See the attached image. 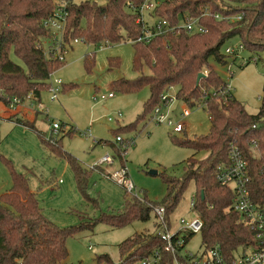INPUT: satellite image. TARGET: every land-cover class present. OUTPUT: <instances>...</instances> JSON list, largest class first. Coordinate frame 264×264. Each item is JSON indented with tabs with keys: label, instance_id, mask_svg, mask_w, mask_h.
Listing matches in <instances>:
<instances>
[{
	"label": "trees",
	"instance_id": "trees-1",
	"mask_svg": "<svg viewBox=\"0 0 264 264\" xmlns=\"http://www.w3.org/2000/svg\"><path fill=\"white\" fill-rule=\"evenodd\" d=\"M61 1L64 6L57 18L62 24L59 53L63 54L64 44L74 38L89 43L130 41L134 46L132 68L138 75L133 79H116L113 85L121 92L147 86L149 96L136 119L117 130H135L160 103V94L168 87H174L176 98L190 107L203 104L210 120L206 134L193 138L173 136L177 144L195 152L207 151V155L200 161L189 157L186 170L179 177L163 176L166 193L162 199L126 196L120 211L103 213L96 220L120 226L132 219L146 220L155 205H162L168 222L187 183L193 180L191 208L202 222L201 245L205 248L218 245L225 255L232 254L250 240L251 232L244 229L240 215L231 209L232 191L215 179V171L219 164L228 162L230 146H235L247 161L250 189L256 196L264 195L257 172L264 157V82L258 112L250 114L230 88L225 90L228 83L209 65L208 59L212 56L217 62L225 63L227 55L220 49L233 37L242 43L243 51L264 50V0H157L153 9L141 13L139 8L146 0ZM56 5L57 0H0V102L5 105L13 97L22 99L29 92L38 99L40 92L48 89L52 73L64 63V56L59 59V53L46 52L43 47V41L50 37L48 19L55 16ZM206 9L209 13L203 14ZM214 14L222 18L217 19ZM145 15L153 21H148ZM237 15L240 17L234 20L224 17ZM186 16L196 18L206 31L187 33L180 27ZM158 19L166 20L173 31L165 38L155 35L147 43L136 41L145 26ZM84 61L87 66L92 62L88 55ZM108 65L118 66L119 60L109 57ZM144 66L150 73H143ZM201 71L205 75L197 82ZM16 122L35 130L30 121ZM42 142L68 161L78 190L86 195L92 169L83 167L74 156L61 150L59 138ZM253 143L259 157L252 154ZM2 159L10 172L11 187L0 194V264H61L68 254L67 237L81 225L61 228L47 219L35 193L28 187L25 173L16 171L9 160ZM118 249V264H137L155 250L167 253L164 242L154 233L135 234L123 240ZM103 259L113 264L107 255Z\"/></svg>",
	"mask_w": 264,
	"mask_h": 264
},
{
	"label": "rangeland",
	"instance_id": "rangeland-1",
	"mask_svg": "<svg viewBox=\"0 0 264 264\" xmlns=\"http://www.w3.org/2000/svg\"><path fill=\"white\" fill-rule=\"evenodd\" d=\"M94 1L102 3L105 0ZM63 4V1L57 0L55 12ZM145 18L153 21L146 15ZM49 26L50 37L43 41L45 51L54 43L53 36L57 41L61 39L62 24L57 19H51ZM238 41L237 37L231 38L221 46L220 51ZM133 53L134 46L130 41L89 43L82 39L73 42L71 39L65 43L64 63L52 73L49 82L52 84L59 79L61 88L63 84L66 88L60 89L54 100L50 99V93L45 89L40 92L38 101H31L38 110L34 118L35 130L4 119L7 113L0 102V194L11 187L10 172L2 159L4 157L16 171L25 173L28 187L35 193L47 219L61 228L81 225L67 237L68 254L61 264H108L103 255H107L113 264H118V245L123 240L139 233H153L156 224L153 210L146 220L132 219L120 226L96 219L103 213L120 211L126 196L144 195L149 200L159 201L166 193L163 176L179 177L186 170L189 157L200 161L207 155V151L195 152L173 139V136L193 138L206 134L210 126L204 105H186L176 98L174 87L165 89L173 100L162 108L166 114L164 121H154L151 111L135 130H117L136 119L149 96L147 86L133 92H121L113 85L116 79H133L138 75L132 68ZM85 55L91 57L89 66L84 61ZM249 56V63L245 64ZM11 57L18 61L13 54ZM109 57L117 58L119 65L109 66ZM254 57H257L255 61L252 60ZM225 58V63H219L211 56L209 65L228 83L232 94L243 103L245 110L250 114L257 113L264 82V50H245L234 60L229 56ZM143 73H150V69L144 66ZM71 84L73 86L69 87ZM109 92L113 93L112 97H106ZM102 95L104 97L100 98ZM184 109L189 112L186 116L181 114ZM117 113L120 116H116ZM114 116L112 121L108 120ZM168 120L181 121L183 131L173 132ZM52 122H58L62 127L56 135L60 139L61 150L74 156L83 167L92 169H89L86 195L78 190L68 161L42 142L43 139L48 140ZM69 130L70 133H65ZM116 133L122 138L131 139L126 149L118 148ZM103 155L110 156L113 162L103 164V169L94 167L96 160ZM122 165L134 184V190L130 193L103 175L105 171L110 172ZM150 170H156V173ZM194 188L193 180H189L169 215L170 231L180 226L181 219L188 224L196 217L191 208ZM200 244L199 233H194L187 237L186 249L189 252L199 251Z\"/></svg>",
	"mask_w": 264,
	"mask_h": 264
},
{
	"label": "built area",
	"instance_id": "built-area-1",
	"mask_svg": "<svg viewBox=\"0 0 264 264\" xmlns=\"http://www.w3.org/2000/svg\"><path fill=\"white\" fill-rule=\"evenodd\" d=\"M157 4V0L144 1L139 11H150ZM64 4L62 5V7ZM62 7L58 12H55V16L51 19L59 18ZM209 13L208 9L203 14ZM58 16V17H57ZM214 17L221 19L222 15L214 14ZM226 19L234 20L240 16H224ZM142 19V18H141ZM142 21V20H141ZM180 27L187 33L204 32L206 28L200 25L196 18L186 16L184 21L180 23ZM173 31V27L168 26V23L164 19L156 20L152 25L145 26L142 36L136 41L147 43L151 37L160 35L165 38ZM55 40L52 45L47 47V51H54L59 53L61 50V39ZM78 39L74 38L73 42H77ZM168 48V46H167ZM244 47L241 42H237L232 45H228L224 48L225 55L232 57L239 56L242 53ZM243 57V56H240ZM58 58L62 59L63 54L59 53ZM248 58V57H247ZM246 58V60H247ZM249 58H251L249 56ZM257 57L252 59L255 61ZM48 91L50 93V99L57 98V93L61 89V82L59 79H55L51 84L48 82ZM229 89L227 88L225 90ZM113 93L109 92L106 97H112ZM104 96H100L103 98ZM24 100H36L32 92L27 93L22 99L13 97L9 104L8 109H14L16 105L20 104ZM172 97L164 91L160 94V103L156 105L152 110V119L158 123L166 119V114L162 108L172 102ZM188 110L184 109L181 113L182 116L188 115ZM116 116H120L117 113ZM114 117H109L108 120H113ZM167 123L172 127L173 132H180L183 130L184 124L181 121ZM60 130V124L58 122L51 123L50 136L48 140L53 142ZM115 143L119 144L118 148L126 149V145L130 144L131 139L122 138L120 135L115 136ZM252 154L256 157L260 156L255 143L251 145ZM123 153V152H122ZM122 155V154H121ZM113 159L108 155H103L96 160L94 167H102L103 164H111ZM93 167V168H94ZM258 176L262 185V192L264 194V157L258 166ZM104 176L113 180L120 186H122L127 192L134 190V184L127 176L123 166L112 171H105ZM215 179L222 183L227 184L232 191L231 209L236 211L240 215L241 222L245 230L251 232L250 240L246 241L243 246H239L230 255H225L218 245L205 248L200 244V250L195 252H189L186 249L187 235L189 233H199L202 227L200 218L196 215L188 224H185L183 219L180 220V226L175 231L169 230L168 222L165 220V210L162 205H155L152 210L156 218V224L153 233L156 234L164 242V250L167 252L160 253L155 250L148 257L142 258L137 261V264H264V195H254L250 189L249 169L246 159L242 156L239 149L235 146H230L228 153V162L219 164L215 171ZM240 250V252H237Z\"/></svg>",
	"mask_w": 264,
	"mask_h": 264
},
{
	"label": "crops",
	"instance_id": "crops-1",
	"mask_svg": "<svg viewBox=\"0 0 264 264\" xmlns=\"http://www.w3.org/2000/svg\"><path fill=\"white\" fill-rule=\"evenodd\" d=\"M38 100H39V98L36 100H32V102H35ZM32 102L29 100H24L20 104L16 105L14 109H8L7 106L4 103H2L3 104L2 105L3 111L7 113V115L4 116L5 117L4 119H7L9 121H14V123H16V124H18L16 122V120H23L24 119V120H28L34 124V118H35V115H36L38 110L36 109V107H33ZM100 168L103 169L105 167H100ZM96 169H98V168H96ZM98 171L100 172L101 170L98 169Z\"/></svg>",
	"mask_w": 264,
	"mask_h": 264
},
{
	"label": "water",
	"instance_id": "water-1",
	"mask_svg": "<svg viewBox=\"0 0 264 264\" xmlns=\"http://www.w3.org/2000/svg\"><path fill=\"white\" fill-rule=\"evenodd\" d=\"M205 74L203 72H199L197 75V79L196 81L198 82V80L200 79V77L204 76ZM151 173H156V170H150Z\"/></svg>",
	"mask_w": 264,
	"mask_h": 264
}]
</instances>
